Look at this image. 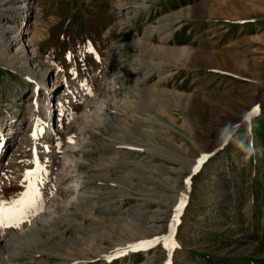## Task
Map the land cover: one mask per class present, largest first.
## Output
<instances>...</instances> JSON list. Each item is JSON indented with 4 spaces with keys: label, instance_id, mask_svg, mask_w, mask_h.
I'll return each instance as SVG.
<instances>
[{
    "label": "rangeland",
    "instance_id": "1",
    "mask_svg": "<svg viewBox=\"0 0 264 264\" xmlns=\"http://www.w3.org/2000/svg\"><path fill=\"white\" fill-rule=\"evenodd\" d=\"M27 7L24 23L11 12L0 21L16 22L24 32L17 58L37 56L44 70L28 73L18 60L0 62V124L22 125L15 139L5 137L0 198H20L29 190L26 172L39 169V207L19 227L4 228L23 240L0 234L1 260L264 264V0H27ZM148 26L153 34L134 47ZM181 46L189 49L188 60L172 51ZM142 71L150 75L138 94L134 85ZM80 84L84 91L76 95L95 109L73 99L69 91ZM104 140L116 143L119 174L97 180L114 188L103 186L98 194L125 220L94 216L100 224L93 225L80 201L91 162L99 159L108 168L103 147L88 151ZM160 164L166 168L155 170ZM79 206L84 212L74 217L86 223L80 230L67 220ZM140 213L148 229L126 221ZM45 217L59 220L70 238L64 246L50 230L29 234ZM157 238L177 246L165 248Z\"/></svg>",
    "mask_w": 264,
    "mask_h": 264
},
{
    "label": "bare ground",
    "instance_id": "2",
    "mask_svg": "<svg viewBox=\"0 0 264 264\" xmlns=\"http://www.w3.org/2000/svg\"><path fill=\"white\" fill-rule=\"evenodd\" d=\"M27 0H0V17H3L4 18V15L8 14L11 12L12 14L14 13V19L16 18L17 21H19L18 19L21 20V22H25V19H24V14L26 11H27ZM29 10V9H28ZM183 12L181 13H177L178 18H181L183 16L182 14ZM18 18H17V17ZM171 15H167V17H169ZM177 18V17H176ZM178 18L177 19H174L171 21V25L170 27H168L165 31V34L163 35V39L165 41L171 39V36L173 35L175 29H174V26L172 27V24L175 22V21H178ZM15 19V20H16ZM14 20V21H15ZM9 22V21H8ZM8 22H3V20L0 21V40L1 42H3L2 46H1V49H0V62H10V61H15V60H18V63L22 69H25L28 73H34L36 70L35 69H42L43 67V64H40L38 63L37 61L38 60H35V58H30V59H26V60H20L18 59V55L20 54V52L24 49L23 45H20V40L22 39V36L24 35V32L20 31L18 29V24L16 22H12V23H8ZM166 26V25H165ZM155 30L154 27H151V26H148L146 27L145 31H144V36L137 42H133L134 44V47L135 44L137 46H142L143 44H145V40L150 38L151 35L153 34V31ZM31 31L29 30L28 33H30ZM162 33V32H161ZM164 33V32H163ZM162 37V35H161ZM30 45H33V43H35V39L33 37L30 36ZM150 42V41H149ZM127 44V43H126ZM132 44V43H131ZM130 46V45H129ZM144 46V45H143ZM132 47V46H131ZM13 48H15L13 50ZM173 52H176L177 55H181L183 57H185L187 60H188V57H189V49L186 47V46H181L179 47V49H175V50H172ZM36 53V52H35ZM34 53V54H35ZM152 53V52H151ZM144 54V53H143ZM154 56V55H153ZM165 56V55H164ZM167 56V55H166ZM169 56V55H168ZM142 59V58H141ZM152 60H154L153 58H151ZM146 63H144L145 65ZM17 65V64H16ZM170 65V64H169ZM130 67V66H129ZM135 67V66H134ZM137 67V66H136ZM133 68V67H132ZM150 68V67H149ZM48 68H45V71H47ZM44 70V68H43ZM142 70V69H141ZM149 71V70H148ZM156 71V70H155ZM150 75V72L148 73L147 71L146 72H143L141 73V76H139V78H141L140 80H136L135 84L134 85V90L136 92H139L141 91L139 87V85L141 84H148L147 83V80L149 79ZM160 75V74H159ZM131 82V81H130ZM82 83V82H81ZM83 84H80L79 86H76L74 85L75 87V90L73 89L72 91L70 90V94H72V96L74 97L73 99L75 100L76 98V101L79 102V103H82L83 102V105H84V109H88V108H92L93 107V103L92 102H88L86 101L84 103V99H83V96H80L79 93L78 95H76V91H80L83 89L82 87ZM86 85V84H85ZM84 85V88L87 90L86 92H90L91 89L87 86ZM71 89V88H70ZM143 90L146 92L148 91H151L150 87L149 86H146L145 89L143 88ZM84 91V89H83ZM183 96L180 95L178 98H182ZM96 107H93L92 109H95ZM102 110V108H101ZM72 112V110L69 112H66V114L63 113V118H69V114ZM62 115V114H61ZM111 116V115H110ZM110 116H108L107 120H109V122H112L110 120ZM112 117V116H111ZM32 119H34V117H30ZM150 118V117H149ZM105 119V118H104ZM29 120V121H30ZM61 120V119H60ZM5 121V120H4ZM2 122L0 124V129L2 128V125L5 123V122ZM35 121V120H34ZM62 121V120H61ZM114 121V119H113ZM8 122V121H7ZM9 123V122H8ZM7 123V124H8ZM114 123V122H113ZM139 123V121H138ZM141 123V122H140ZM140 123L139 125L137 126H140ZM110 124V123H109ZM108 126H111L109 125ZM115 125V124H114ZM143 125V124H141ZM107 126V127H108ZM136 126V124H135ZM12 129L11 130H15L14 131V136L13 138L16 136V132H18V130L22 127L21 123L19 124H15L14 126H11ZM16 129H14V128ZM103 129V128H102ZM137 129V128H136ZM125 131V130H123ZM144 132V131H143ZM11 133V132H10ZM148 136L149 137H153V133L152 132H149L148 130ZM36 137H37V134L35 133L34 135H32V138L34 140H36ZM15 139V138H14ZM3 141L1 136H0V142ZM166 142V141H165ZM5 143H8L7 141H3L0 143V156L2 155V150H3V146L5 145ZM115 141L114 140H111V141H108V140H104L103 143H101V145H95V146H90L89 145V153H92L93 151H98L97 149H99L100 147L102 148L103 147V150L101 151V154L105 155L106 157V162H107V166L108 168L104 169V167H100L101 164H99V159H94L90 166H89V170H88V173L86 174L85 176V184L87 185L84 190L82 191V196H81V201H80V205L81 206H85L86 209H88V211H90L92 214L91 216V223L90 224H93V225H96V224H100L98 223L97 219L94 217V216H98L99 218H105L109 221H112V223H115V222H120V221H123L125 220L124 216H118V215H121L123 214L122 211H120V208L119 207H115L114 206V203L112 202H106L107 199H109V197H101L100 194H98V192L100 191V189L103 188V186L105 187L106 190H109V191H112L114 188H113V185L112 184H102V183H99V182H96L97 180H102L103 177H105L106 179H111L113 180L115 178V176H117L119 174L118 172V169H117V166H116V163H117V156H116V152H115V149L113 148V146L115 145ZM104 147H110L109 150H107V152L105 151L104 152ZM116 147V146H115ZM122 150V149H121ZM100 154V155H101ZM87 155V154H86ZM91 155V154H90ZM99 155V156H100ZM79 161V160H78ZM77 161V166L79 167V164H81L80 162ZM129 160H127L128 162ZM126 162V161H125ZM74 164V163H73ZM103 164V163H102ZM126 164V163H125ZM139 165H141L140 163H137ZM136 165V164H135ZM84 165H80V167H82ZM153 166V165H152ZM165 165L163 164H160V165H156L154 167L155 170L157 171H161L162 169H165ZM118 173V174H117ZM117 174V175H116ZM122 174V173H120ZM87 190H89L90 192H86ZM103 192V191H102ZM111 201V200H110ZM179 207V206H178ZM79 209L80 211H77L75 212V210H72L70 209L71 211H69L67 213V220L70 221L69 223V226H71V223L72 224H75V227L77 229H84L86 228V223H84L82 220L80 219H77L76 217H74V214H81V212L83 213L84 211H82V208L79 206ZM177 209V208H176ZM98 211V214L95 215L94 213ZM150 211V210H149ZM147 213V212H146ZM130 216V215H129ZM142 216V213L140 214H133L131 215V217L127 218L126 221L130 220L131 221V224H135V223H138L139 225H143L142 222L140 221H143L140 219V217ZM144 216V215H143ZM63 218V217H62ZM58 219L57 218H51V217H45V218H42L41 221L39 222V224H34L36 227H34V229L31 230V233H29L31 236H37L39 237V230H50L52 231L53 233L55 234H60L61 236V245L60 246H64L63 245V242L64 241H67V240H70V238L66 235V232L65 230H61L59 228V226L56 224L58 223ZM38 222V221H37ZM124 223V222H123ZM122 225V224H121ZM137 226V225H136ZM145 228L148 229V227H146V225H143ZM5 228V227H4ZM4 228H0V234H3L7 239H15L16 242H18V240H23V236L21 235H18V233L12 231V228L10 231H6L5 232V229ZM136 228V227H135ZM133 229V228H132ZM29 232V231H28ZM4 237V238H5ZM30 237V236H29ZM28 238V236H27ZM41 239V238H40ZM79 240V239H78ZM14 241V240H12ZM42 241H45L46 243H48L47 239H42ZM73 243H78V241H74L72 240ZM82 241V240H81ZM7 242V240H6ZM13 243V242H12ZM14 245H16L14 243ZM19 245V244H18ZM21 245V243H20ZM31 245V244H30ZM9 247V246H8ZM24 247V246H23ZM6 248V247H5ZM21 248V247H20ZM30 249V247H29ZM18 250V249H17ZM16 250V251H17ZM42 250V249H41ZM15 251V252H16ZM21 253V249H19L15 254H13L14 256L15 255H20ZM4 259L1 260V254H0V264H6L8 262V256H4L2 255ZM145 263H149V262H142L140 264H145ZM73 264V263H72Z\"/></svg>",
    "mask_w": 264,
    "mask_h": 264
},
{
    "label": "snow or ice",
    "instance_id": "3",
    "mask_svg": "<svg viewBox=\"0 0 264 264\" xmlns=\"http://www.w3.org/2000/svg\"><path fill=\"white\" fill-rule=\"evenodd\" d=\"M228 137H225V143H227ZM207 158V154L202 155L196 162L193 172L198 171L200 164ZM37 163H39L37 161ZM39 169H33L25 174V180L28 181V191H25L20 198L11 202L5 201L0 198V228L4 227H19L27 216L34 213L35 209L39 207L37 203V197L39 196L38 189L36 187V175ZM179 211V208H177ZM164 240L165 248L176 247L175 242L167 238H157L155 243H160ZM141 244L152 245L151 241L140 242ZM169 264L171 262L169 261Z\"/></svg>",
    "mask_w": 264,
    "mask_h": 264
}]
</instances>
